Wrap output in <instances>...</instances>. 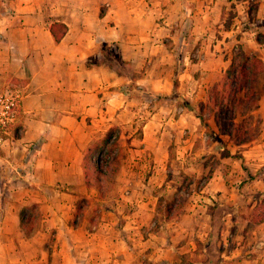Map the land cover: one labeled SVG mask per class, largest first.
I'll return each mask as SVG.
<instances>
[{"label": "rangeland", "instance_id": "1", "mask_svg": "<svg viewBox=\"0 0 264 264\" xmlns=\"http://www.w3.org/2000/svg\"><path fill=\"white\" fill-rule=\"evenodd\" d=\"M139 1H116L126 23L132 18L130 5ZM167 3L147 16L151 38L141 40L136 53L130 47L136 59H128V52L125 56L120 44L124 40H100L103 61L128 80L122 90L137 84L160 97L128 94L134 102L141 101L134 106L145 117L113 126L107 131L112 135L107 147L99 141L93 152L86 151V166L92 156L106 175L98 177L88 168L86 184L96 188V195H81L71 222L86 216L97 224L109 210L115 234L125 237L136 256L127 264H198L204 257L214 201L235 203L237 211L226 218L222 230L223 264H264V222L250 219L253 209L264 203V74L254 112L260 130L254 140L235 146L219 131L208 105L210 90L223 81L241 51L264 60V0H187V14ZM12 11L15 0H0V17ZM145 75L158 79L157 86ZM141 77L145 83L139 84ZM21 85L14 78L0 81V221L7 203L26 210L27 221L18 230L1 229L0 264H86L77 262L73 245L84 231H45L41 204L21 199L38 185L28 176L32 166L24 170L18 165L24 155L16 141L21 133ZM11 101L15 106L9 110ZM151 111L158 112L162 124L153 123L149 130L143 126ZM216 175L218 182L211 179Z\"/></svg>", "mask_w": 264, "mask_h": 264}, {"label": "crops", "instance_id": "2", "mask_svg": "<svg viewBox=\"0 0 264 264\" xmlns=\"http://www.w3.org/2000/svg\"><path fill=\"white\" fill-rule=\"evenodd\" d=\"M116 1L15 0V11L0 17V81L14 78L22 83L21 133L16 141L24 148V155L18 165L24 166L32 157L33 169L28 176L38 183L21 199L41 204L45 231H84L73 245L77 262L86 264H127L136 257L130 253L125 237L115 234L111 211L107 210L97 224L86 216H77V223L71 220L76 217L81 195H96L97 191L86 184L88 147L111 127L145 117L142 109L134 106L141 101L134 102L121 89L127 78L103 61L100 40H124L120 44L125 56L128 52V59H136L129 49L136 53L141 40L151 38L145 24L147 16L153 14L152 8L162 9L169 1V8L187 14L188 6L187 0H141L130 5L132 18L126 23ZM54 21L68 27L60 42L50 31ZM150 75L145 79L156 87L154 81L158 79ZM160 76L157 74V78ZM145 79L141 77L137 83H145ZM149 115L143 120V128L150 130L153 123L162 124L157 111ZM149 130L146 133L153 134ZM218 177L211 179L218 182ZM9 204L0 221V232L2 228L9 231L21 227L20 209Z\"/></svg>", "mask_w": 264, "mask_h": 264}, {"label": "trees", "instance_id": "3", "mask_svg": "<svg viewBox=\"0 0 264 264\" xmlns=\"http://www.w3.org/2000/svg\"><path fill=\"white\" fill-rule=\"evenodd\" d=\"M67 25L60 21H54L50 26V31L56 42H60L67 32ZM264 74V60L256 54H248L241 51L236 58L233 59L228 67L223 81L215 85L210 90V98L208 105L211 108V114L219 131L229 136L230 140L236 144L241 145L248 143L256 138L259 134L260 126L255 117V110L259 107L261 94L259 91L260 78ZM177 91V84L174 86ZM123 93L132 95V92L137 91L139 97H160L159 94L154 93L147 87L134 84L130 89H123ZM191 110L206 124L208 128L211 124L204 119V116L197 113L195 108ZM114 127L109 131L112 132ZM97 140L95 144H91L87 151L93 152L96 149L97 142L102 141L103 146L111 141V132ZM16 137H20L17 135ZM102 155V151L98 153ZM88 153L86 154V157ZM85 157V160H86ZM90 166H86L98 177L106 175L101 163L96 161L92 156L89 159ZM34 160L29 156L23 169L33 168ZM88 173V172H86ZM87 175V174H86ZM99 180V178H98ZM99 183V181H97ZM87 183H89L87 179ZM169 205L171 202L168 203ZM38 207V206H37ZM170 208V206H169ZM237 204L228 203L225 201H214L211 207V222L208 236L206 237L202 252L204 257L199 260L198 264H223V248L221 246L222 230L226 218L237 211ZM26 210H22L20 214L21 225L26 227ZM251 221L255 224L264 222V203L258 204L251 214Z\"/></svg>", "mask_w": 264, "mask_h": 264}, {"label": "built area", "instance_id": "4", "mask_svg": "<svg viewBox=\"0 0 264 264\" xmlns=\"http://www.w3.org/2000/svg\"><path fill=\"white\" fill-rule=\"evenodd\" d=\"M15 106V102L14 101H11V102H9L8 104H7V108L10 110H12L13 109V107Z\"/></svg>", "mask_w": 264, "mask_h": 264}]
</instances>
